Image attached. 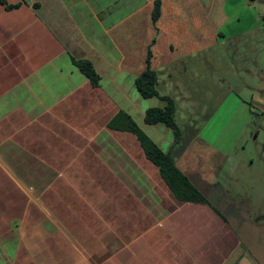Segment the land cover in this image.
<instances>
[{
	"label": "crops",
	"instance_id": "1",
	"mask_svg": "<svg viewBox=\"0 0 264 264\" xmlns=\"http://www.w3.org/2000/svg\"><path fill=\"white\" fill-rule=\"evenodd\" d=\"M153 2L0 0V264H237L247 253L262 257L242 234L246 215L256 213L240 191L250 177L230 166L226 145L235 134L220 143L216 131L190 126L207 109L204 100L225 93V79L208 80L210 69L218 70L214 51L236 56L264 42L254 34L264 16L254 0H160L153 23ZM148 49L157 92L175 104L177 144L170 128L144 121L148 108L165 107L135 87ZM258 56L264 59V45ZM253 57L254 68L244 72L263 82ZM71 58L92 63L98 87ZM226 94L214 98L213 117L225 111L218 127L238 109L252 124L247 99ZM119 111L217 212L178 201L137 138L107 128Z\"/></svg>",
	"mask_w": 264,
	"mask_h": 264
},
{
	"label": "rangeland",
	"instance_id": "2",
	"mask_svg": "<svg viewBox=\"0 0 264 264\" xmlns=\"http://www.w3.org/2000/svg\"><path fill=\"white\" fill-rule=\"evenodd\" d=\"M259 1V2H257ZM254 5L258 9L259 16H264V0H254ZM259 25L254 31V34L260 35V38H264V19L259 18ZM264 40V39H263ZM264 45V42L259 45L253 44L243 49L240 55L234 56L230 54L227 56L221 52L214 51L217 59L214 60L218 70L210 69V75L208 80L217 81L219 79H225L227 86L223 90L225 93L220 95H213L209 102H204L201 105H206L207 109L199 116L194 123H192L191 130H199L202 133H207L209 130H214L218 133L217 139L221 142H225L234 138V142L226 145L227 151H232L231 165L239 166L243 172L247 174L245 176L250 177L252 183L250 185H243L240 187V191L250 195L252 206L250 210L256 213V216L246 215V222H242L243 228H245L242 234H246L252 244L259 246L262 253V257H254L251 253L246 254L249 260L253 264H264V81L261 82L258 75H246L245 70H252L254 68L253 63L249 62V58L253 57V60H257V66L264 71V59L258 56L260 48ZM252 49L253 51H251ZM247 55V61H244L242 56ZM214 58V54L212 55ZM235 62V63H232ZM239 70V75L236 71ZM245 83L250 85L251 88H247ZM256 89L257 91H253ZM234 91L239 96L247 99L251 105L252 111V124L248 120L240 117V109L232 121L228 120L217 125V119L224 115L225 111L222 108L218 111L219 114L213 117L217 103L214 98H222L226 96L227 92ZM254 98L251 99V96ZM200 98H205L206 94L196 95ZM184 107V106H182ZM198 105L195 103L190 107V112L196 115V109ZM189 116V115H188ZM185 114L178 111V119L184 118ZM193 119V116H192ZM233 127V128H232ZM213 131V133H214ZM241 132V133H240ZM212 133V135H213ZM223 144V143H222ZM243 177V176H242ZM244 184V183H243ZM239 191V192H240ZM247 206V205H245ZM244 207V204H243ZM236 225L241 223L236 222ZM245 226V227H244ZM245 235V236H246ZM244 250L241 252L243 253Z\"/></svg>",
	"mask_w": 264,
	"mask_h": 264
},
{
	"label": "trees",
	"instance_id": "3",
	"mask_svg": "<svg viewBox=\"0 0 264 264\" xmlns=\"http://www.w3.org/2000/svg\"><path fill=\"white\" fill-rule=\"evenodd\" d=\"M160 16V0H154L151 14L152 22L155 23ZM151 52L148 49L145 69L135 78V87L142 98L148 99L158 97L165 102V107L148 108L145 111L144 121L153 125L162 123L172 130L173 144L181 139V131L175 120V104L168 96H161L157 92L156 73L150 68ZM72 64L89 80L93 87L99 86L100 77L95 71L92 63L88 60H76L71 58ZM107 128L127 132L134 135L143 153L159 170V174L168 188L178 201L184 203L205 204L216 209L209 203L208 199L195 188L188 178L180 172L169 154L163 153L137 126L132 118L123 111H119L107 124ZM249 254V253H248Z\"/></svg>",
	"mask_w": 264,
	"mask_h": 264
},
{
	"label": "water",
	"instance_id": "4",
	"mask_svg": "<svg viewBox=\"0 0 264 264\" xmlns=\"http://www.w3.org/2000/svg\"><path fill=\"white\" fill-rule=\"evenodd\" d=\"M237 264H253L248 257L241 258Z\"/></svg>",
	"mask_w": 264,
	"mask_h": 264
}]
</instances>
